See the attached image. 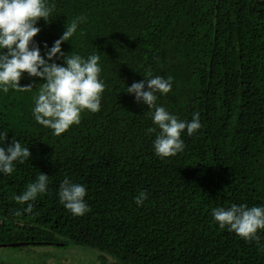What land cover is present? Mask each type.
<instances>
[{
    "label": "trees",
    "instance_id": "obj_1",
    "mask_svg": "<svg viewBox=\"0 0 264 264\" xmlns=\"http://www.w3.org/2000/svg\"><path fill=\"white\" fill-rule=\"evenodd\" d=\"M52 3L54 18L40 20L34 37L41 54L84 17L62 51L99 54L106 89L101 110L60 136L32 116L42 80L25 73L20 85L32 91L0 92L2 146L16 139L31 153L0 174V245L91 250L99 264H264V230L245 241L212 216L216 207L264 206V0ZM148 71L173 78L158 104L182 120L200 115L175 157L154 154L149 110L126 93ZM39 173L48 190L27 213L14 197ZM65 178L87 189L83 216L60 203ZM141 191L148 198L138 207Z\"/></svg>",
    "mask_w": 264,
    "mask_h": 264
},
{
    "label": "clouds",
    "instance_id": "obj_2",
    "mask_svg": "<svg viewBox=\"0 0 264 264\" xmlns=\"http://www.w3.org/2000/svg\"><path fill=\"white\" fill-rule=\"evenodd\" d=\"M54 10L52 0H0V92L7 94L10 88L19 92L32 91L31 85H20L25 73L42 80L34 98L32 116L37 124L60 136L73 125H79L85 111L97 113L101 110L106 84L101 77L99 54L94 52L85 58L62 51V44L74 37L84 23V17L73 19L51 48L44 45L47 50L41 54L34 41L41 31L38 22L49 23L54 18ZM58 59H62L63 63H56ZM172 87V77L154 76L151 71L146 72L140 82L126 87V93L149 110L154 127L148 128L147 132L155 134L152 147L154 154L161 159L182 153L185 150L182 135L186 132L188 136H193L202 127L199 113H194L191 120H182L157 103L160 97L172 91ZM7 137V132L0 131V174L11 175L15 164L30 159L31 153L29 147L16 139L9 146H2ZM49 182L48 175L39 173L14 199L20 204H27L24 211L31 213V202L46 194ZM86 196L87 189L82 184L68 178L60 184V203L73 216H83L90 211ZM147 198L148 194L141 191L134 197V203L138 207L143 206ZM212 216L220 229L227 228L245 241L256 240L258 231L264 230V206L232 204L227 208L216 207Z\"/></svg>",
    "mask_w": 264,
    "mask_h": 264
},
{
    "label": "rangeland",
    "instance_id": "obj_3",
    "mask_svg": "<svg viewBox=\"0 0 264 264\" xmlns=\"http://www.w3.org/2000/svg\"><path fill=\"white\" fill-rule=\"evenodd\" d=\"M98 253L80 248L53 250L0 248V264H99Z\"/></svg>",
    "mask_w": 264,
    "mask_h": 264
},
{
    "label": "water",
    "instance_id": "obj_4",
    "mask_svg": "<svg viewBox=\"0 0 264 264\" xmlns=\"http://www.w3.org/2000/svg\"><path fill=\"white\" fill-rule=\"evenodd\" d=\"M24 246H30V244L22 243V244L0 245V248H15V247H24Z\"/></svg>",
    "mask_w": 264,
    "mask_h": 264
},
{
    "label": "flooded vegetation",
    "instance_id": "obj_5",
    "mask_svg": "<svg viewBox=\"0 0 264 264\" xmlns=\"http://www.w3.org/2000/svg\"><path fill=\"white\" fill-rule=\"evenodd\" d=\"M38 246H39V247H40V246H41V247H48V246H45V245H43V244H42V245H38Z\"/></svg>",
    "mask_w": 264,
    "mask_h": 264
}]
</instances>
